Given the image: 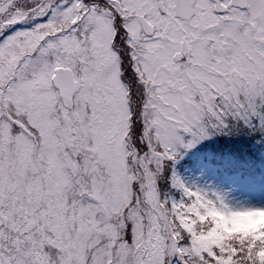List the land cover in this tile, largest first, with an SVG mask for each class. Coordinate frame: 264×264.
I'll use <instances>...</instances> for the list:
<instances>
[{"label":"snow or ice","instance_id":"obj_1","mask_svg":"<svg viewBox=\"0 0 264 264\" xmlns=\"http://www.w3.org/2000/svg\"><path fill=\"white\" fill-rule=\"evenodd\" d=\"M0 264H264V0H0Z\"/></svg>","mask_w":264,"mask_h":264}]
</instances>
